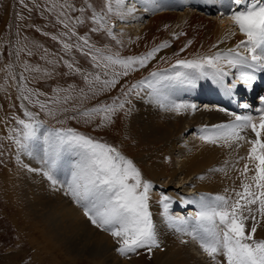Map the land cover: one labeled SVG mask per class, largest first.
I'll return each instance as SVG.
<instances>
[{"label":"rangeland","instance_id":"obj_1","mask_svg":"<svg viewBox=\"0 0 264 264\" xmlns=\"http://www.w3.org/2000/svg\"><path fill=\"white\" fill-rule=\"evenodd\" d=\"M194 1L167 0L168 3H162L170 5V7L155 12H146L142 6L143 8L140 7L139 11L134 12L138 19L137 22L129 18L127 14L122 18L113 14L108 20V27H112L114 33L115 38H113L107 35L105 29L91 31L92 28L99 27L98 24L93 23L92 13L93 11L105 10L106 0H67L69 4L74 6L72 10L68 11V16L71 18V23L76 25L77 35L87 36L90 44L94 45L95 48L105 50L106 53H119L121 57L141 56L165 42L169 45L155 53L154 58L149 60L145 67L130 71L127 76L119 77V82L110 90L99 91V85H94L97 91L93 95L88 91L89 86L85 82L84 76L88 75L90 81L95 74H101L102 80L110 77L103 76L102 69L94 67L91 59L82 55L75 48L70 52L63 49L64 42L73 43L76 39L73 37L69 40L67 36H61L62 33L68 31L60 22L64 19L60 15L64 11L60 5L65 4V0H24V4H21L19 0H0V264H96V262L103 261L98 258L88 260L71 254L67 255L64 245L61 246L59 243L53 245L54 242L50 240L48 235V225L44 224L43 218L38 217L35 212L29 210V203L23 199V191L19 181L25 169V165L21 163L22 157L25 156L30 159L32 156L19 149L15 140L9 138L14 135L13 130L21 127L16 122V118L27 119L24 116L22 104L24 107L27 104L32 109L28 111L38 113L36 118L43 122L41 135L46 129L71 127L115 147L126 158L132 160L141 171L142 178L152 184L149 192V205L154 223L155 211L153 208L156 206L162 207L160 200L163 195L171 198L169 209L183 211L186 217H190L195 213L197 210L195 204H193L195 207L187 211L188 205L186 204L184 206L186 208H184L178 198L195 197L199 199V196H197L200 195L199 192L189 195L192 191L188 190L194 188V191H201L199 188L200 183L197 181L199 176L197 173V175L191 174V177H194L191 183H185L190 181L189 179L182 181L188 175L187 172L181 173L179 171L178 174L175 173L178 159L180 156L182 157L176 150L177 143H181L184 148L196 144L202 140L199 139L202 135L201 129L206 126L211 128L213 125L231 123L234 121L235 115L251 114L254 117L258 116L259 109L264 108V104L260 103V99L264 97V89L262 88L261 91L259 87L256 88V91H253L250 97L245 96L244 92H240L243 93V96L240 94V97L237 98L238 111L233 112L216 104L219 97L215 98V101L207 99L209 94L206 86L200 85L201 87L197 86L195 88L198 85L196 83L189 85L180 81H166L165 83L168 86L163 92L164 95L169 94L167 97L170 102L195 104L197 105L196 109L193 110L189 107L177 113L167 107H161L157 103L155 107L150 106L152 103L149 101L150 92L147 89L146 82L151 79L153 72L161 76L168 73V76L171 77L179 71L192 74L193 77L198 70L183 68L177 65V60H199L205 56H212V52L210 53L212 49L214 51L226 50L225 47H217L215 44L211 46H216V48L205 47L211 36L214 35L213 30L206 29L204 32H197L198 27L187 26L190 20L187 13L198 10L197 12H200L202 16L220 23L223 16L220 17V14H217V6L222 5L221 1H224L225 5L222 6L221 11L227 12L230 0H205L212 3L210 6H207L203 0H196V7ZM138 2V5L141 4L140 1ZM25 4L27 7L24 6ZM214 4L217 5L214 6ZM112 6L114 10L117 8L114 2ZM80 9H84V11L81 12ZM163 11H169L168 15L173 19L154 25V19L157 16L165 15L166 12L162 15L159 14ZM77 18L83 20L84 23L76 24ZM110 21L113 22V25L109 23ZM118 23L128 24V26L123 29H116ZM136 25L142 26L136 28ZM199 27L201 30L204 29L201 26ZM230 31L236 33V35L239 32L235 26L230 28ZM53 36H56L57 39L53 40ZM196 40L199 42H196ZM189 41H191V44L188 43ZM222 44L219 45L223 46ZM214 51L213 53L216 54L217 52ZM245 55L248 54L245 53ZM66 62L72 63L73 69H69ZM25 65L32 69L39 68L40 71H26ZM76 67L80 68L81 71L75 72ZM207 69L210 70V68ZM108 71L111 72V69ZM116 71H121L119 66H116ZM240 71L236 68H231L230 72L228 71L227 86L231 82H235L241 89L242 82L237 79ZM21 74L27 79L21 80ZM208 78L210 81H214L210 71ZM141 82H145L142 87L131 89L132 85ZM22 85L44 94L39 97L33 95V101L37 98L42 102L50 101L55 94L54 90L57 88L68 89L70 86L75 89L71 93L74 99L62 105V107L69 109L67 112L61 111L60 106L49 103V107L53 109L55 114L48 115L46 111H41L38 104H30L28 101L19 98L21 95L19 89ZM198 88L203 91V97H194V93ZM81 89L87 93V98L79 95ZM213 89L215 94L219 90L217 85ZM125 92L128 93L127 96L124 95ZM60 95L63 97L65 93L62 92ZM205 100L214 102L208 104L210 107L203 110L206 107V104H203ZM121 101L125 102L124 108L117 109L111 117V122H105L102 127L100 126V115L94 116L87 122L86 118L81 116H77L76 119L70 118L76 115V112L72 110L74 105L80 111H83L101 104H112L113 102L119 104ZM244 104H248L250 107L244 108ZM186 113L190 114L187 116ZM200 114L201 118L199 117ZM174 117L184 121L185 124L182 122V126L187 131L178 128L179 130L176 129L172 133L173 128H170V126L180 124L177 119L172 121L171 118ZM58 121H64V123ZM167 131L179 138L177 139L174 136L177 141L174 140V142L176 141L175 145L169 146L168 149L170 150L167 149L166 153H163L166 159L162 160L165 140L162 142L156 139L155 134H168ZM242 134H250L254 137L250 129ZM210 145L216 148L214 152L218 156V158L216 157L217 165L219 161L218 171L222 176L218 177L217 181L215 180L216 182L211 187L213 189L208 190L209 194L207 196H212V194V197L217 194L225 196V194L231 192L229 194L233 195L234 198L233 189L229 191V188H227L229 181L226 183L225 181H231L232 178L234 180L235 176L238 181L239 175L240 183L235 187V190H240L242 178L241 172L238 171L244 163H240L239 166L236 164L241 161V155L235 153L239 148L234 146L238 150L234 149L231 152L224 147L223 141ZM210 145L208 146L209 151H212ZM199 175L201 176L202 172ZM7 178L14 183L10 184ZM179 181H182L181 187H179ZM262 223H264V220L260 221V224ZM155 225L160 247L154 248L151 253L146 249L138 250L137 254L130 255V258H132L129 261L130 263L210 264L214 261L212 258L208 259V254L201 248L199 240L189 235H185L181 239L177 230L169 227L166 223L163 214L159 223H155ZM251 225L252 221L249 220V230ZM263 233L264 230L258 226L256 238L261 239L260 235ZM181 242L183 244L182 248L180 247ZM115 247L117 251L118 244ZM203 252L204 254H202ZM201 255L203 257H200ZM223 259V256L216 258L217 261H223ZM211 264H216V261Z\"/></svg>","mask_w":264,"mask_h":264},{"label":"snow or ice","instance_id":"obj_2","mask_svg":"<svg viewBox=\"0 0 264 264\" xmlns=\"http://www.w3.org/2000/svg\"><path fill=\"white\" fill-rule=\"evenodd\" d=\"M19 2L24 4V0ZM113 2L117 5L115 10L112 6ZM140 2L146 12L161 11L170 7L159 0H140ZM136 3L137 0H106L105 10L92 13L91 19L99 27H94L91 31L105 29L108 36L115 38L112 27H108V20L113 14L121 18L125 14H134ZM24 6L27 7L26 4ZM60 7L64 9L60 13L64 19L60 22L65 29H68L61 36H67L69 40L76 38L73 43L64 42L63 49L70 52L75 48L82 55L89 57L94 67L101 68L103 76L110 77L102 80L101 74H95L90 81L88 75L84 76L89 86L88 91L93 95L97 91L94 85H99V91L110 90L119 82V77L127 76L130 71L145 67L147 62L154 58L155 53L169 46L165 42L141 56L121 57L119 53H106L105 50L90 44L87 36L77 35L76 25L71 23V18L68 16V11L74 6L65 0V4ZM80 11L83 12L84 9ZM220 15H228L245 39L241 40L235 49H229L225 53L217 52L213 56H205L199 60H177L176 63L186 69L198 70L204 76L209 75L204 71L205 68H211L213 72L210 75L218 84L229 75V72L225 71V65L240 69L239 79L243 86L251 91L256 80L255 73L264 72V0H230L227 12L221 11ZM83 23V20L76 19V24ZM52 39L56 40L57 37L53 36ZM188 43L191 44V41ZM240 48H244L248 55L237 50ZM66 65L69 69H73L72 63L66 62ZM116 66H119L121 71H116ZM109 69L111 72L108 71ZM243 69H250L251 72ZM25 70L40 71L39 68L32 69L28 65H25ZM74 71L80 72L81 69L76 67ZM20 79L27 78L21 74ZM198 79L199 76L193 78L192 74L179 71L171 77L153 72L146 86L151 89L150 97L161 107L180 113L182 109L189 107L195 110L196 105L170 102L163 92L168 86L165 82L180 81L192 85ZM144 83L134 84L131 89L140 88ZM237 87L235 82H231L227 86L229 95L235 94ZM19 91L21 100L38 104L41 111L54 115L49 103L60 106L63 112L69 111L62 105L74 99L71 93L75 89L71 86L68 89L57 88L54 90L53 98L43 102L38 98L32 100L33 95L37 97L44 95L38 90L22 85ZM62 92L65 93L63 97L60 95ZM79 95L87 98V93L83 89L80 90ZM124 95L127 96L128 93L125 92ZM261 100L264 101V97ZM124 104V101L119 104L115 102L101 104L83 111L74 105L72 110L76 115L70 118L76 119L77 116H81L86 118L87 122L94 116L100 115L102 127L105 122H111L112 115L117 109H123ZM21 107L24 108V116L27 119L16 118V122L21 127L13 130L14 135L9 138L14 139L18 148L29 156L40 159L41 169L29 170L41 172L54 188L57 185L64 188L65 195H69L75 204L82 208L84 216L92 225L109 232L116 239L119 245L117 251L120 255L130 258L131 254H137L140 249H146L151 253L154 248L160 247L149 205L152 184L142 178L141 171L133 161L115 147L71 127L46 129L41 135L43 122L36 118L38 113L28 111L23 104ZM243 107L250 106L244 104ZM58 122L64 123V121ZM249 129L254 134V138L249 139L242 135ZM201 132L200 139L206 143L218 144L223 141L229 147L233 143L239 147L240 142L250 145L246 157L240 158L246 161L240 170L242 177L240 190L233 189L234 198L224 195L214 197L201 195L198 200L192 198L185 201L188 204H195L197 208L190 217L170 215L171 198L163 195L160 203L165 221L169 227L199 240L203 251L216 261V264H264V239L256 238L257 227L260 221L264 220V108L259 109V115L256 117L251 114L235 115L233 122L213 125L211 128L206 126ZM59 175L65 177L63 182L57 178ZM249 220L252 221L250 230ZM218 256H223V261H217Z\"/></svg>","mask_w":264,"mask_h":264},{"label":"bare ground","instance_id":"obj_3","mask_svg":"<svg viewBox=\"0 0 264 264\" xmlns=\"http://www.w3.org/2000/svg\"><path fill=\"white\" fill-rule=\"evenodd\" d=\"M138 1H140V0H138ZM138 1H137V4L135 5L136 11H139L140 7H142V3L140 2L141 4L138 5V3H139ZM186 1H188V0H186ZM203 1H205V0H203ZM159 2L168 3L167 0H159ZM195 2H196V0L194 1V5L196 4ZM169 3H170V1H169ZM204 3L207 4V6H210L212 4V3H208L206 1ZM221 4L222 5L219 4L217 6L216 11H217L218 15L221 12L222 6L225 5V2L221 1ZM196 5H195V7H196ZM215 5H217V4H214V6ZM167 10H169V9H167ZM197 11L198 10H196V12H195V10H194V11H190L187 13V15L190 17L189 18L190 20L188 21L187 26L198 27L197 32H204V31H206V29L213 30L214 35L211 36L209 43L205 47L216 48V46H213V47L211 46V45L215 44V45H217V47H225L224 49H226L225 51L224 50L214 51L212 49V51H210V53L212 52V54H211L212 56L215 55L213 53V51L225 53L229 49H235L236 45L241 40L245 39L242 35L239 34V32H237L239 35L238 34L236 35V33L234 35L232 34V32L230 31V28H233L234 25H233V23H232V21L228 15H223V20H221L220 23H217V22H214L213 19L206 18V17L202 16L200 14V12L198 13ZM164 12H166L165 15H162V14H164ZM168 13H169V11L160 12L159 14L162 16H157L154 19V25L160 24V22L165 21V20L167 21V20L173 19V17L169 16ZM134 14H127V15H129V18H131V19L135 20V22H137L138 19L136 18V15H134ZM219 16L221 17V15H219ZM127 26H128V24L124 25V24L118 23L116 25V29H123V28H126ZM139 26H142V25H139ZM139 26L136 25L135 27L139 28ZM199 26L203 27L204 29H202V30L199 29L200 28ZM196 42H199V41L196 40ZM221 43H223L222 44L223 46L219 45ZM203 49H205V48H203ZM237 50L243 54H245V53L247 54V52H245L244 48H240ZM230 70H231V68H229L227 65H225V71L230 72ZM204 71L208 74L210 71V74H211L213 72V69L210 68V70H208L207 68H205ZM243 71H246V69H243ZM166 74L165 75L163 74L162 76L169 77L168 73H166ZM255 74H257V75H256L255 83L253 84L252 90L251 91L247 90L242 84L241 89H240V87H238V90H236L235 94H233V97L239 98L240 94H241L240 92H244L245 95L249 97L253 93V90H256V88L259 87V90H261V91H262V88L264 89V72H257ZM259 75H262V76H259ZM196 76H199V79L195 80V83L198 84L195 86V88L197 86L201 87L200 86L201 84H203V85L205 84L207 89H208V94H209L207 99H211V100L215 101V98L218 97V96H216L214 89H213L216 85L215 82L209 80V78H208L209 75H207V76L201 75L199 71L193 75V78H195ZM237 79H239V77ZM211 80H212V78H211ZM239 81H241V80L239 79ZM147 89L149 90V92H151V89H149V88H147ZM238 93H240V94L238 95ZM165 95L167 96L169 94L167 93ZM203 96H204L203 91L199 88L194 93V97H203ZM241 100H242V98H241ZM149 101H150V103H152L150 106L153 105V107H155L158 105V103L152 97H150ZM214 101L209 102V101L205 100L203 104H206V107L203 110L210 107V105H208V104H211ZM150 103H148V104H150ZM156 103H157V105H156ZM260 103L264 104V101H262L260 99ZM186 104H189V103H186ZM203 113H205V112H203ZM189 114L186 113L187 116ZM199 117L201 118V114L199 115ZM187 118H189V117H187ZM171 119H172V121H175L177 118L174 117ZM177 121L180 122L181 125L180 124H176L175 126L171 125L170 128H173L172 133L174 130H176L178 128L184 129L185 131H187L186 128H184L182 126V122L184 123V121H180L178 119H177ZM163 132H165V131H163ZM155 135H156V139H159L162 142H163V140H165V144L163 145V151L164 152H162V156H163L162 160L163 159L165 160L166 157L163 155V153L164 154L166 153V150L169 148V146H172L173 144L175 145V143L179 137H177L173 134H169V132H168V134L163 133V134H155ZM245 136H247L249 139L254 138L250 134H245ZM174 140H176V141L174 142ZM193 143H195V142H193ZM177 144L178 145L176 146V148H177L176 150L178 151V153L180 155H182L183 159L181 156L179 157V159H178L179 161L177 162V165H176L177 171L175 173H177L179 171H181V173L187 172L186 174H188V175L182 181H185L186 179H189L190 181L185 182V183H191L192 179L194 178V177L193 178L191 177V174L197 173L199 176L197 181H198V183H200L199 188L201 191H198V190L194 191V188H189L188 190L192 191L189 195H194L193 193H197V192L200 193V195H197L199 197L201 195L209 194L208 190L213 189V188H211V187H213L212 184L217 181L216 179H218V177L222 176L221 174H219L220 171H218L219 170V161H218V165H217V161H216V157L218 158V156H217V153L214 152V149H216V148H214V146H212L209 143H206L205 141H202V140L197 142L196 144L185 146V148L181 146V143H177ZM209 145L213 149L212 151H209V147H208ZM234 146L238 147L235 143L232 144L231 147L224 145V147L231 152H233L234 149L238 150ZM249 147H250V145H248L247 143L240 142V146L238 147L239 150L237 152L235 151V153L240 154L241 157H246ZM168 150H170V149H168ZM242 162L245 163V160L241 159V161L236 163V164H238V166H239V165H241L240 163H242ZM21 163H22V165H25V169L23 171L24 173L21 175V178L18 176V178H20V180L19 179L18 180L21 182L20 186H21L22 191H23L22 197L26 202L29 203V210H32L33 212H35L38 217L43 218L45 221L44 224L48 225V227H49L48 228V232H49L48 235L50 236V240L52 242H54L53 245H56L58 243H59V245L61 244V246L64 245L65 246V252L67 255L71 254V255H75L76 257L86 258L88 260H93L91 258H94V259L98 258L99 260H101V259L103 260L101 262H96V264H103V263H105V264H132L129 262L130 259H132V258L122 256V255H120V253L118 251H116L115 245L118 244L116 239H114L110 235L109 232L102 231L101 229L92 225V223L87 219V217L84 216L83 210L74 203V201L72 200V198L69 195H65L64 188H61L59 185H57L56 188H54L51 185V182L46 177H44L41 172L29 170L30 168L31 169H37V170L41 169L42 165H41L40 159L38 157L32 156V158L28 159L24 156V157H22ZM230 164H232V163H230ZM242 168H243V166H240L239 169L241 170ZM201 172H202V175L200 176L199 174ZM228 172H229V170H228ZM238 172H240V171H238ZM208 173H210V174H208ZM226 173H227V171H226ZM184 175H185V173H184ZM173 177H175V176H173ZM173 177H171V178H173ZM57 178L61 182H63L65 179V177L63 175H59ZM7 181L10 184L14 183V182L12 183L9 178H7ZM182 181L178 182L180 185L179 187H181ZM226 182H228L227 188H229V191H230V189L231 190L235 189V187H237V185L240 183V176L238 175V181L236 180V176H235L234 180L232 178L231 181L226 180L225 183ZM184 184H182V185H184ZM222 184H223V182H222ZM222 186H225V185H222ZM219 189H221V188H219ZM226 193H227V191H226ZM229 193H231V192H228L227 194H225V196H229L230 195ZM212 196H213V194H212ZM232 196L230 195V197H232ZM192 198H195V197H190L187 199L186 198H178V199L183 204V207L186 206V204L188 205L187 208L184 207L188 211L190 208L195 207V205L185 203V201L192 199ZM153 209L155 211L154 212V216H155L154 220H155V223L158 224L159 220L162 216V213H163V207H157L156 206ZM187 211H186V213H187ZM169 213H170V215H172L174 217H186L185 213L183 211H180V210L169 209ZM259 228L264 230V223L259 224ZM177 233H178V235L181 236V239L183 238V236H185V234H183L179 231H177ZM260 237H261V239H264V233L261 234ZM118 247H119V245H118ZM180 247L181 248L183 247L182 242L180 243ZM202 254H204V252ZM200 257H203V256L201 255ZM208 259L210 260L209 256H208ZM104 261H106V262H104ZM213 262L214 261L210 262V264Z\"/></svg>","mask_w":264,"mask_h":264}]
</instances>
